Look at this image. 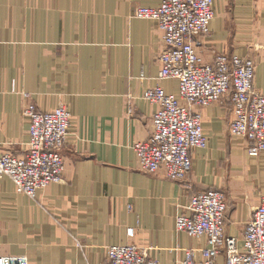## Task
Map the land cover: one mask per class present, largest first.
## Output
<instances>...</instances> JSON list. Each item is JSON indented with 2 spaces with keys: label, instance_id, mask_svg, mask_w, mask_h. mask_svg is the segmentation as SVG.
I'll return each instance as SVG.
<instances>
[{
  "label": "crops",
  "instance_id": "obj_1",
  "mask_svg": "<svg viewBox=\"0 0 264 264\" xmlns=\"http://www.w3.org/2000/svg\"><path fill=\"white\" fill-rule=\"evenodd\" d=\"M161 2L0 0V150H28L21 92L42 112L64 105L72 115L61 183L31 199L0 179V257L107 264L108 247L135 243L153 249L160 264H181L185 249L206 240L178 233L177 217L210 188L226 194L227 235H243L264 197V152L250 157L227 133L233 107L226 101L202 111L208 147L193 151L185 181L140 170L134 145L151 136L157 111L142 95L157 86L179 92L176 81L159 80L158 25L132 17L136 7ZM195 46L207 64L228 53L253 58L255 89L264 95V0H215L210 34Z\"/></svg>",
  "mask_w": 264,
  "mask_h": 264
},
{
  "label": "built area",
  "instance_id": "obj_2",
  "mask_svg": "<svg viewBox=\"0 0 264 264\" xmlns=\"http://www.w3.org/2000/svg\"><path fill=\"white\" fill-rule=\"evenodd\" d=\"M132 17L158 25L164 44L159 80L179 84L177 95L161 86L142 95L157 111L151 136L134 145L140 170L147 175L162 171L171 181H185L192 172L193 151L208 147L202 114L193 110L209 108L227 97L233 107L230 135L244 143L250 157L264 152V95L255 89V61L228 53L207 64L195 46L197 39L210 34L215 0H162L155 8L136 7ZM25 98L32 100L30 94ZM23 115L29 123L28 150L24 156L0 150V179L9 178L18 194L35 199L63 181L62 150L72 115L65 106L42 112L33 104L26 106ZM227 209L224 192L208 189L191 197L186 212L177 217L176 231L205 239L206 246L185 249L181 264H264V197L239 238L226 233ZM128 236L133 239L135 230L129 229ZM152 251L135 243L110 246L107 264H160ZM0 264L30 262L23 256L0 257Z\"/></svg>",
  "mask_w": 264,
  "mask_h": 264
},
{
  "label": "rangeland",
  "instance_id": "obj_3",
  "mask_svg": "<svg viewBox=\"0 0 264 264\" xmlns=\"http://www.w3.org/2000/svg\"><path fill=\"white\" fill-rule=\"evenodd\" d=\"M25 94H28L29 95V93H27V92H21V95L23 96V98L27 101V103L25 104V107L23 108V111L25 110V108H26V106L27 105H30V104H33L34 106H36L37 107V105L34 103V101H33V99L32 100H30V99H27V98H25ZM31 95V94H30ZM225 101L227 102L226 103V109H228L229 108V104L231 105V107H232V104H231V102H230V99L227 97V98H225V99H223L222 101H220V102H217L216 104H224L225 103ZM61 106H64V105H61ZM60 107V106H59ZM66 107V106H65ZM38 108V107H37ZM58 108V107H57ZM56 109V108H55ZM54 109V110H55ZM204 110V109H203ZM203 110H201V109H194L193 111L194 112H197V113H199V114H202V111ZM41 111V110H40ZM202 119H203V117H202ZM229 125H230V123H229ZM225 130L227 131V133H229L228 131H229V129H228V124H227V121H225ZM230 134V133H229ZM235 140H237V141H240L239 139H236V138H234ZM210 189H212V188H210ZM206 190H208V189H206ZM201 191H203V190H201ZM225 196H226V194H225ZM226 200H227V198H226Z\"/></svg>",
  "mask_w": 264,
  "mask_h": 264
}]
</instances>
